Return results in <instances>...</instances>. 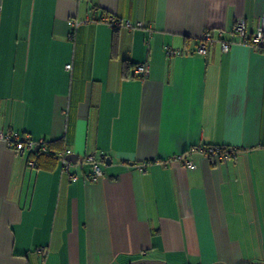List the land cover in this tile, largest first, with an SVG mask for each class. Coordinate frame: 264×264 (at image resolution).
Listing matches in <instances>:
<instances>
[{
  "label": "crops",
  "instance_id": "obj_1",
  "mask_svg": "<svg viewBox=\"0 0 264 264\" xmlns=\"http://www.w3.org/2000/svg\"><path fill=\"white\" fill-rule=\"evenodd\" d=\"M262 14L264 0H0V130L79 158L71 180L0 141V264H264V48L232 32ZM87 154L105 156L102 178Z\"/></svg>",
  "mask_w": 264,
  "mask_h": 264
},
{
  "label": "built area",
  "instance_id": "obj_2",
  "mask_svg": "<svg viewBox=\"0 0 264 264\" xmlns=\"http://www.w3.org/2000/svg\"><path fill=\"white\" fill-rule=\"evenodd\" d=\"M92 11H96L94 8ZM90 19H87L88 22ZM101 22L107 23L113 30L117 29H142L144 26L142 23H131L129 21H118L115 18H102ZM83 23L77 19H69L67 25L69 27V39L72 40L75 36V32L78 27ZM233 34L237 37L238 43L245 44L255 49L264 48V14L259 16L257 20V26L251 37H247L245 24L243 21L238 20L232 29ZM215 42V38L211 35V32L205 31L200 37L197 46L195 48V55L199 57H204L207 54V49L209 45ZM232 43L223 41L221 44L222 51L224 53L228 52ZM167 54L169 56L180 55V52L168 49ZM67 69L71 68V65L66 66ZM135 77L139 80H144L148 77L149 67L147 64H138L134 67ZM0 141L3 142L9 149H11L16 154H22L24 151L28 153L35 151V148L43 146L44 140L33 141L28 136L13 132V131H2L0 130ZM202 155L210 161L223 162L226 160H231L235 158L237 150L235 149H226L225 147H216V146H205L199 149ZM190 152V151H189ZM188 152V153H189ZM71 154L70 150H65L58 159V165L61 170H63L71 180L76 179V175L70 173V168L72 163L66 160V157ZM187 153L178 155L175 160L183 163L188 169H195V165L191 160L187 159ZM105 156L100 154H87L81 159V163H86L91 166V181H95L98 178H102L104 173L101 169V165L104 163ZM151 165V162H145L141 164V170H145L148 166ZM27 166L29 168H35V162L33 160H27ZM39 253L41 255L45 254L44 249H40Z\"/></svg>",
  "mask_w": 264,
  "mask_h": 264
},
{
  "label": "trees",
  "instance_id": "obj_3",
  "mask_svg": "<svg viewBox=\"0 0 264 264\" xmlns=\"http://www.w3.org/2000/svg\"><path fill=\"white\" fill-rule=\"evenodd\" d=\"M114 45H115V41L113 42V46ZM130 66L131 65L128 63H125L123 65L122 74L124 78L128 77V70ZM55 145H58V143L57 142H53V143L44 142L43 146H41L37 152L32 151L29 153L28 160H33L35 162V168L38 170H52L55 166L58 165L59 156L63 153V152L56 153L53 150Z\"/></svg>",
  "mask_w": 264,
  "mask_h": 264
},
{
  "label": "water",
  "instance_id": "obj_4",
  "mask_svg": "<svg viewBox=\"0 0 264 264\" xmlns=\"http://www.w3.org/2000/svg\"><path fill=\"white\" fill-rule=\"evenodd\" d=\"M39 150V146L35 148V151L37 152ZM78 156L77 155H68L66 157V160L71 162L72 164H76L78 162ZM106 161H109V159H106Z\"/></svg>",
  "mask_w": 264,
  "mask_h": 264
}]
</instances>
